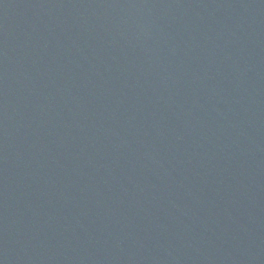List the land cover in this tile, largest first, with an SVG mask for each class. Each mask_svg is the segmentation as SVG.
Wrapping results in <instances>:
<instances>
[{"label":"water","instance_id":"obj_1","mask_svg":"<svg viewBox=\"0 0 264 264\" xmlns=\"http://www.w3.org/2000/svg\"><path fill=\"white\" fill-rule=\"evenodd\" d=\"M0 264H264V0H0Z\"/></svg>","mask_w":264,"mask_h":264}]
</instances>
